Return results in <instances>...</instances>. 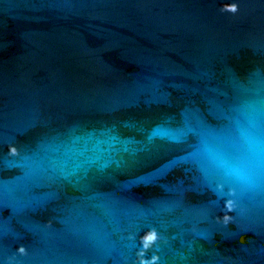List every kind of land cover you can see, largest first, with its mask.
I'll return each mask as SVG.
<instances>
[{"label":"water","instance_id":"95a60500","mask_svg":"<svg viewBox=\"0 0 264 264\" xmlns=\"http://www.w3.org/2000/svg\"><path fill=\"white\" fill-rule=\"evenodd\" d=\"M150 231L264 264V0H0V264H139Z\"/></svg>","mask_w":264,"mask_h":264},{"label":"clouds","instance_id":"9594fccd","mask_svg":"<svg viewBox=\"0 0 264 264\" xmlns=\"http://www.w3.org/2000/svg\"><path fill=\"white\" fill-rule=\"evenodd\" d=\"M227 11H230L232 13H235L238 9L235 4L231 5L226 9ZM231 209L229 208V211ZM225 222H227L228 217H224ZM157 240V235L155 231H150L145 233L141 237V251L138 252V257H139V264H157L159 257L157 255H152L150 258L145 259V254L149 250V248L156 242ZM21 251H23L21 249Z\"/></svg>","mask_w":264,"mask_h":264}]
</instances>
